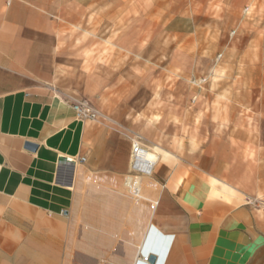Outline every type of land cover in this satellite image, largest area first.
I'll use <instances>...</instances> for the list:
<instances>
[{
    "label": "rangeland",
    "instance_id": "374dc122",
    "mask_svg": "<svg viewBox=\"0 0 264 264\" xmlns=\"http://www.w3.org/2000/svg\"><path fill=\"white\" fill-rule=\"evenodd\" d=\"M57 3L60 13H51L49 18L64 27L60 46L69 43L67 49L76 55L73 73L59 70V86L63 89L56 87V93L70 101L87 98L104 115L97 120L79 118L93 123V147L91 155L78 162L76 168L82 165L91 176H100L102 186L109 187L110 180L124 175L125 186L131 185L133 179L126 181V175L138 174L130 165L136 140L142 147L158 151L161 158L162 152L170 155L172 190L185 172L195 174L192 172L198 167L209 170L220 162L218 168L223 172L230 170V177L216 180L228 186L230 194L241 201L237 205L249 206L253 214L264 213V0ZM64 84H73L74 89L66 92ZM226 119V133L219 132L217 127ZM219 136L225 142H219ZM246 145L255 151L259 167L247 173L249 186L241 187L236 182L245 173L247 161L239 151ZM121 150L127 153L125 167L117 161L120 154L124 155ZM98 159L102 162L93 164ZM210 171L205 174L212 178L213 172L207 173ZM118 184L112 188L117 189ZM82 190L83 199L93 203L89 182ZM121 192L132 197L131 203L137 194L131 187ZM99 193L106 194L101 190ZM168 206L173 211L174 206L177 210L181 207L173 200ZM73 207L72 203L62 208L58 218L72 222ZM103 212L114 215L107 207ZM186 213L174 229L181 227L187 233ZM105 220L101 217L100 223ZM254 223L263 233L262 245L256 253L258 246L247 254L244 264H264V227L255 220ZM41 226L36 224L31 231L39 232ZM48 226V222L43 225ZM121 228L129 229L125 222ZM80 230L84 232L85 226ZM99 237L104 249L109 237L103 233ZM96 238L90 243L83 240L80 258L90 262L99 253ZM36 240L39 243L28 237L25 242L26 257H0V264H38L37 256L42 253L65 264V243L52 244L47 234L36 235ZM53 245L60 257L52 256ZM144 254L141 249L136 257ZM144 257L149 264H155V251ZM158 259L162 264V259ZM101 262L113 264L114 257H103Z\"/></svg>",
    "mask_w": 264,
    "mask_h": 264
},
{
    "label": "crops",
    "instance_id": "0c3cea01",
    "mask_svg": "<svg viewBox=\"0 0 264 264\" xmlns=\"http://www.w3.org/2000/svg\"><path fill=\"white\" fill-rule=\"evenodd\" d=\"M48 1L53 3L48 5ZM58 1L0 0V257H26L28 237L37 241L36 235L47 234L52 244H66L65 264H102V258L109 255L114 257L113 264H138L141 249L144 256L156 252L155 264L158 257L162 264H244L247 254L258 246L256 253L262 245V232L255 226L257 218L251 208L237 205L241 201L216 180L230 177V170L218 168L220 162L209 170L198 167L195 174L185 172L174 190L172 160L163 152L151 174L126 175V181L133 179L131 185L125 186L124 175L107 183L111 189L102 186V178L91 176L82 165L72 172L65 157L91 155L93 123L80 120L71 101L56 93V87H61L59 70L73 73L76 55L67 49L69 43L66 48L60 46L64 27L49 18L51 13H60ZM63 87L66 92L74 89L73 84ZM226 125L227 119L217 130L226 133ZM222 138L218 137L219 142H225ZM247 147L239 151L247 161L245 173L236 182L241 187L250 181ZM124 155L117 157L122 167L128 163ZM96 161L102 162L93 160V164ZM206 171L213 172L212 178ZM87 182L91 204L80 195ZM117 184V189L112 188ZM129 187L137 191L132 203V197L121 192ZM172 200L180 209L171 210L168 203ZM72 203V222L59 219L62 208ZM106 207L113 210V216L103 212ZM185 211L187 233L181 227L174 229ZM101 217L106 219L103 223ZM124 222L129 229L121 228ZM36 224H42L39 232L31 231ZM102 233L110 240L104 249ZM94 236L103 256L97 253L90 262L83 261L78 255L83 240L90 243ZM54 249L55 245L52 256L60 257ZM37 261L58 264L44 253Z\"/></svg>",
    "mask_w": 264,
    "mask_h": 264
},
{
    "label": "bare ground",
    "instance_id": "6f19581e",
    "mask_svg": "<svg viewBox=\"0 0 264 264\" xmlns=\"http://www.w3.org/2000/svg\"><path fill=\"white\" fill-rule=\"evenodd\" d=\"M204 79V78H202ZM195 82V81H194ZM190 84V83H189ZM156 103V102H155ZM222 125V124H221ZM224 126V125H223ZM227 126V125H226ZM133 145H138L140 147L138 153H137V156L134 160L133 158V154H131V169L133 171H136V172H141V173H145L146 175L147 174H151L155 169H156V166L159 162V159H160V154L158 153V151H151L150 149H147V148H144L140 145V143L136 140L133 141ZM133 145H132V149H131V152L133 150ZM259 145V144H258ZM154 150V149H153ZM258 151V150H257ZM255 151L252 150L251 146L248 145L247 147V155L248 157L250 158V164H249V172H255L258 168V164L256 162V159H255ZM72 156H66L65 157V160L66 162L70 165V168L73 172L74 168H76L78 162L76 161L75 163L73 162H70ZM85 161V160H84ZM81 163V162H79ZM158 170V169H157ZM249 178V177H248ZM189 197V196H188ZM193 197V196H192ZM260 197V196H257V198ZM221 199V198H220ZM212 202V201H211ZM210 202V203H211ZM232 203V202H231ZM227 204V203H226ZM111 210V209H110ZM264 210V209H263ZM113 211V210H112ZM91 215V214H90ZM255 216L257 218V223L259 225H261L262 227H264V213H261L260 211H258L257 213H255ZM92 218V217H91ZM90 218V219H91ZM260 220H262L260 222ZM94 222V221H93ZM129 233V232H128ZM147 233V232H146ZM163 241V240H162ZM160 244V243H159ZM118 245V244H117ZM122 246V245H121ZM160 246V245H159ZM125 248V247H124ZM152 248V246H151ZM156 250V249H155ZM124 252V251H123ZM74 253V251H73ZM78 253V252H77ZM114 253H112L113 255ZM111 256V255H110ZM148 256V255H146ZM126 258V257H125ZM130 259V257H129ZM82 260V259H81ZM120 260V259H119ZM135 260V259H134ZM84 261V259H83ZM129 261V260H128ZM139 261L140 263L139 264H149L148 262V259L143 256H141L139 258ZM147 261V262H146ZM196 261V260H195ZM156 264H159V260Z\"/></svg>",
    "mask_w": 264,
    "mask_h": 264
},
{
    "label": "built area",
    "instance_id": "2783aa9c",
    "mask_svg": "<svg viewBox=\"0 0 264 264\" xmlns=\"http://www.w3.org/2000/svg\"><path fill=\"white\" fill-rule=\"evenodd\" d=\"M71 106L75 110L77 117L80 119L97 120L104 116L101 111L87 98H80L78 100L71 101ZM139 149L140 147L138 145H133L132 154L134 160ZM84 160V157L76 158L72 156L70 162L75 163L76 161L82 162Z\"/></svg>",
    "mask_w": 264,
    "mask_h": 264
},
{
    "label": "water",
    "instance_id": "95a60500",
    "mask_svg": "<svg viewBox=\"0 0 264 264\" xmlns=\"http://www.w3.org/2000/svg\"><path fill=\"white\" fill-rule=\"evenodd\" d=\"M28 146L30 147V148H32V149H34L36 146L35 145H33V144H28ZM154 259V256L152 255L151 256V260H153Z\"/></svg>",
    "mask_w": 264,
    "mask_h": 264
}]
</instances>
